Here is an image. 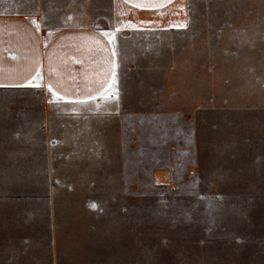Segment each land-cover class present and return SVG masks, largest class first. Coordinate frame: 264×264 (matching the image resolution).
Returning a JSON list of instances; mask_svg holds the SVG:
<instances>
[{
	"label": "rangeland",
	"instance_id": "rangeland-1",
	"mask_svg": "<svg viewBox=\"0 0 264 264\" xmlns=\"http://www.w3.org/2000/svg\"><path fill=\"white\" fill-rule=\"evenodd\" d=\"M190 3L195 33L205 32L210 45L225 35L245 49L223 104L251 108L150 118L134 149L124 150V164L117 151L106 158V173L98 174L104 191L87 185L53 196L41 128L46 90L0 89V264H264V0ZM57 17L46 24L63 25ZM153 38L160 44L163 37L117 34L127 109L155 107L162 72L140 68L160 59V45L146 51ZM191 38L179 35L181 44ZM208 53L202 45L182 63L197 58L200 66ZM230 67L223 71H237ZM187 71L179 78L191 99L181 106L192 107L195 98L210 104L208 75ZM213 87L225 95L224 85ZM129 127L126 147L132 120ZM159 169L169 171V184L155 182Z\"/></svg>",
	"mask_w": 264,
	"mask_h": 264
},
{
	"label": "crops",
	"instance_id": "crops-1",
	"mask_svg": "<svg viewBox=\"0 0 264 264\" xmlns=\"http://www.w3.org/2000/svg\"><path fill=\"white\" fill-rule=\"evenodd\" d=\"M53 15H58L63 25L46 24ZM238 20L239 17L233 19L231 27ZM98 22L110 23L100 27ZM195 28L190 0H0V89L46 90L41 128L51 195H60L65 188L81 190L87 185L90 190L104 191L105 181L103 176L99 180L98 174L106 173V158L113 160V152L117 151L124 164V150L134 149L150 118L251 108L223 104L229 101L230 78L239 76L237 66L245 49L228 44L231 40L225 35L221 44L210 45L206 33L197 34ZM121 31L163 37L160 44L153 38L150 50H146L160 45V59L140 66L162 72L154 108L124 107L118 70L117 34ZM180 34L192 38L181 44ZM202 45L209 51L204 64L198 66L197 58L187 65L182 63L189 52ZM218 51L228 55L216 57ZM227 64L231 66L228 71H237H223ZM194 69L208 75L210 104L195 98L192 107L183 108L181 102L191 98L182 95L179 77L183 70L191 74ZM189 84L202 85L191 80ZM220 84L226 92L218 97L213 86ZM216 99L222 103L216 104ZM130 120L134 140L126 147ZM120 181L125 191L123 171Z\"/></svg>",
	"mask_w": 264,
	"mask_h": 264
},
{
	"label": "bare ground",
	"instance_id": "bare-ground-1",
	"mask_svg": "<svg viewBox=\"0 0 264 264\" xmlns=\"http://www.w3.org/2000/svg\"><path fill=\"white\" fill-rule=\"evenodd\" d=\"M155 182L158 184H169L170 173L166 169H159L155 172Z\"/></svg>",
	"mask_w": 264,
	"mask_h": 264
},
{
	"label": "snow or ice",
	"instance_id": "snow-or-ice-1",
	"mask_svg": "<svg viewBox=\"0 0 264 264\" xmlns=\"http://www.w3.org/2000/svg\"><path fill=\"white\" fill-rule=\"evenodd\" d=\"M49 87H51V86H49Z\"/></svg>",
	"mask_w": 264,
	"mask_h": 264
}]
</instances>
